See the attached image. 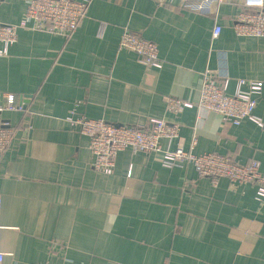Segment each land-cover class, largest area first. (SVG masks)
Masks as SVG:
<instances>
[{
	"label": "crops",
	"instance_id": "0c3cea01",
	"mask_svg": "<svg viewBox=\"0 0 264 264\" xmlns=\"http://www.w3.org/2000/svg\"><path fill=\"white\" fill-rule=\"evenodd\" d=\"M240 3L208 13L180 0H92L69 38L19 31L0 55V124L15 128L0 158L3 264H264V201L254 184L213 186L192 166L167 168L130 149L112 174L97 172L88 138L66 120L73 108L116 124L176 119L172 149L196 137V153L256 158L264 172V127L196 106L167 110L169 97L198 100L207 69L228 92L238 78L264 83V36L233 28ZM26 7L2 0L0 22H20ZM125 27L158 44L161 68L119 48ZM9 95L22 110L5 109ZM257 101L264 120V85Z\"/></svg>",
	"mask_w": 264,
	"mask_h": 264
},
{
	"label": "built area",
	"instance_id": "2783aa9c",
	"mask_svg": "<svg viewBox=\"0 0 264 264\" xmlns=\"http://www.w3.org/2000/svg\"><path fill=\"white\" fill-rule=\"evenodd\" d=\"M2 0H0L1 3ZM92 0H27V7L22 20L18 23L0 22V43L6 53L7 48L17 41L21 29L42 30L69 38L79 27ZM167 3L169 0H157ZM235 0H180L181 6L196 12H215L221 4L233 3ZM234 30L240 36H264V0H241L239 10L233 15ZM222 32V25L216 23L212 36L217 38ZM120 49L136 53L146 67L161 68L163 60L159 54L158 44L144 38L125 27L120 41ZM263 81L238 78L234 92H228L227 81H219L210 69L203 73L200 97L194 103L175 97L167 100V110L173 114L185 108L196 106L199 109L213 111L221 115L225 122L239 125L249 119L261 127L264 120L255 113L257 95L263 88ZM7 110H22V105L14 104L15 97L9 95ZM66 120L70 126L88 138V148L92 156L94 170L112 174L115 170L119 152L130 149L134 153L154 156L167 168L192 166L196 173L208 178L213 186L221 179L234 184L256 186V196L264 201V172L260 171V162L256 158L241 163L228 154L218 152L196 153V137L189 149L181 144L172 149L171 144L180 137L182 125L175 120L150 118L144 126L116 124L104 118H89L71 110ZM15 134V128L9 123L0 124V158L9 148ZM3 196L0 191V215ZM2 225L0 224V264L5 253L1 244ZM43 264V263H36Z\"/></svg>",
	"mask_w": 264,
	"mask_h": 264
}]
</instances>
